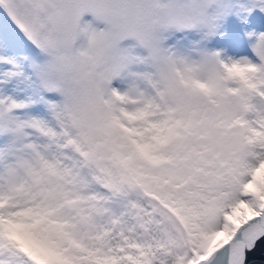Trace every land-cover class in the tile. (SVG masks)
Masks as SVG:
<instances>
[{
  "label": "snow or ice",
  "instance_id": "6c2138e0",
  "mask_svg": "<svg viewBox=\"0 0 264 264\" xmlns=\"http://www.w3.org/2000/svg\"><path fill=\"white\" fill-rule=\"evenodd\" d=\"M0 264H264V0H0Z\"/></svg>",
  "mask_w": 264,
  "mask_h": 264
},
{
  "label": "rangeland",
  "instance_id": "374dc122",
  "mask_svg": "<svg viewBox=\"0 0 264 264\" xmlns=\"http://www.w3.org/2000/svg\"><path fill=\"white\" fill-rule=\"evenodd\" d=\"M91 19H92L91 14L85 13L84 16L82 17V22L84 20H91ZM100 26L102 27V25H100ZM132 44H135V41L132 40L131 38H128V39H126V40H124V41L121 42V45L122 46H128V45H132ZM133 52L134 53H139L141 55L144 54V50L141 49V48H139V47L134 48L133 49Z\"/></svg>",
  "mask_w": 264,
  "mask_h": 264
},
{
  "label": "water",
  "instance_id": "95a60500",
  "mask_svg": "<svg viewBox=\"0 0 264 264\" xmlns=\"http://www.w3.org/2000/svg\"><path fill=\"white\" fill-rule=\"evenodd\" d=\"M251 258H254V259H256L257 261L260 260V249H259V248L257 249V251H256L255 253L250 254V259H251Z\"/></svg>",
  "mask_w": 264,
  "mask_h": 264
}]
</instances>
